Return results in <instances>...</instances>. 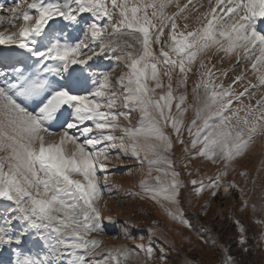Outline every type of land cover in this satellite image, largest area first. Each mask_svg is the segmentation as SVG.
Returning a JSON list of instances; mask_svg holds the SVG:
<instances>
[{"label": "snow or ice", "instance_id": "snow-or-ice-1", "mask_svg": "<svg viewBox=\"0 0 264 264\" xmlns=\"http://www.w3.org/2000/svg\"><path fill=\"white\" fill-rule=\"evenodd\" d=\"M208 2L202 13L194 0L183 5L179 0H30L26 7L16 0L6 10L10 27L20 25L0 31V254H11L9 264H128L133 249H105L89 239L104 234L103 221L112 219L102 216L98 203L104 193L112 195L106 162L114 149L147 166L140 169V192L131 194L154 201L170 220L192 229L181 207L186 185L175 170L174 146L184 145L181 162L197 157L223 162L214 177L188 181L196 196L210 190L215 197L232 162L264 137V0ZM173 4L177 11L169 14ZM190 10L198 26L188 30V23L181 27L178 20L187 21ZM116 50L125 70L113 87L111 72H98L90 62ZM209 53H223L221 60L235 57L236 66L250 63L227 86L216 84L205 63V58L211 62ZM197 62L200 79L189 104L187 92L176 89L186 87ZM249 69L256 82L245 85ZM245 98L255 104H245ZM132 113L139 114L135 126ZM56 121H61L59 133L51 127ZM185 132L195 152L189 151ZM54 136L58 139H50ZM236 187L228 182L225 191ZM239 231L238 244L246 245L244 229ZM29 238L40 244L39 252L24 249ZM124 238L134 239L127 232ZM135 248L150 264L151 235ZM222 251L220 264H244L230 250ZM166 259L161 250L158 264Z\"/></svg>", "mask_w": 264, "mask_h": 264}, {"label": "rangeland", "instance_id": "rangeland-1", "mask_svg": "<svg viewBox=\"0 0 264 264\" xmlns=\"http://www.w3.org/2000/svg\"><path fill=\"white\" fill-rule=\"evenodd\" d=\"M0 2L3 1L0 0ZM29 2L30 0L22 1L25 7ZM179 2L183 5L187 0H179ZM194 3L199 7L201 13L207 11L209 8L208 0H194ZM212 3L214 4L215 0H212ZM14 5L12 3L5 8V11H0V17H5L4 20L0 21V31H15L19 28V23L10 27L7 20L9 14L6 9ZM166 11L169 14L177 11L175 4L166 9ZM186 14L189 16V19L187 21L178 20L179 25L183 27L184 23H188V30L197 27L196 13H192L190 10ZM125 38L128 39L127 37ZM162 39H166V37ZM130 42L135 43L134 41ZM136 47L138 48L139 45H136ZM156 50L158 54L159 49L157 48ZM116 51L118 52L115 55L109 52L107 55L94 57L90 62L95 70L103 72L104 66L113 61L110 77L113 87H116V79L125 70L123 64L117 62L115 59L116 56L120 55V51ZM209 55L212 57L211 62L209 63L205 58V63L208 67L212 68V72L215 74L213 77L215 83L224 84L225 86L230 84L234 76L244 71L248 63H250L246 61L240 66H236L235 57L221 60V57L224 56L223 53L218 55L209 53ZM233 67L234 71L231 70ZM198 69L199 63L197 62L193 67V71L189 73L186 87L176 89L177 94L187 92L188 99L186 103L189 104L194 102L192 88L197 80L200 79L197 72ZM226 69L229 70L228 75H222L221 73ZM108 70L106 69L105 71ZM246 76L245 85L248 80H251L253 83L256 82L255 76L251 73L250 69L247 71ZM177 78V74L174 73V89L176 88ZM89 85L91 88L92 85L90 83ZM234 88H236L237 92L242 90V86H234ZM160 91L159 89L157 90L158 93ZM260 95L261 92H257L256 99ZM200 97L203 100L204 90L202 88L200 90ZM244 103L255 104V99L250 101L245 98ZM233 106L237 105L234 103ZM116 110L122 111L124 109L117 108ZM191 116V110L185 113V123L190 120ZM130 119L132 126H135L136 121L139 119V114L132 113ZM119 122L127 126V121L120 120ZM60 124L61 121L51 124L56 133H59L61 130ZM72 131L75 133V130ZM165 131L170 130L165 129ZM114 134L119 136L121 133L117 129ZM50 139H58V136L50 137ZM184 139L186 144H189V151L195 152L197 149L190 147L191 138L188 137L186 132ZM173 140H175L174 136ZM72 147V145H69L68 150L71 151ZM183 148L184 145L176 144L173 149L172 159L175 162V170L180 172V178L186 185L185 188L181 189V207L184 211V217L192 224V229L185 228L177 222L170 220L165 215L163 209L154 201L147 198L141 199L140 196L131 194L139 192V188L131 190L130 186L134 188L139 186V182L143 177L140 169L142 167L146 169L147 166L138 164L130 154L126 156L117 148L113 150L110 160L106 162L109 165L108 184L112 186V195L110 197L107 193H104L98 203L102 216L111 217L112 219L103 221L104 234L98 235L92 233L89 239L94 238L101 241V247L105 249L127 246L133 249L132 254L129 256L128 264H144V255L143 253H140L138 256L136 255L139 250L135 248V245L148 241L151 235L149 230L145 232L139 230L149 228L153 230L152 234L156 240L161 242L160 249H164V254L167 257L164 264H186V261H191V264H220L224 254L222 249H227V243L225 238L220 234L218 227L225 219L229 218L234 222L233 237L238 242L240 236L239 229L242 227L248 241L243 247H248L254 251L256 264H262L264 262V223H256V221H264V137H257L255 143L248 148L244 155L237 157L232 162L231 167L227 170L228 175L222 177V184L217 190L215 197L210 195V190L196 196L191 191L193 186L188 181L202 177H214L218 171L223 169V162L212 164L210 161L202 160L199 157L194 160L187 159L181 162L182 157L186 155L183 152ZM116 152H121L120 159L115 158ZM184 163H187L189 166L187 170L184 167ZM189 171L192 172L191 177L187 174ZM241 173H245V175H241ZM228 182L235 183L237 187L230 188L228 192H223L222 188L223 186H227ZM150 183H154V181H150ZM244 201H247V206H245ZM253 205L255 206V211H253ZM167 206L174 207L173 205ZM237 221L239 224L236 223ZM115 222H117L121 233L123 231L124 233L127 232L134 239H127L124 236L113 239L112 237H115L113 236L115 233L113 231L110 232V230ZM140 237H144V239L141 240ZM30 242V251L32 253L39 252L40 244ZM7 254V251L0 254V259ZM229 254L234 257L233 254ZM159 255V250L155 251L154 258L150 264H158Z\"/></svg>", "mask_w": 264, "mask_h": 264}, {"label": "trees", "instance_id": "trees-1", "mask_svg": "<svg viewBox=\"0 0 264 264\" xmlns=\"http://www.w3.org/2000/svg\"><path fill=\"white\" fill-rule=\"evenodd\" d=\"M130 187H131V190L139 188V186H137V188H134L133 186H130ZM139 192H140V189H139ZM148 230H149V228H143V229H140L139 231L145 232ZM218 230H219L220 234L225 238V241L227 243V249L230 250L229 253L233 254L234 257L238 258L239 260H242L244 262V264H256L254 251H252L249 248V251L247 253H242L241 249L243 246L239 245L238 242L236 241V239L233 237L232 234L234 231V222L232 219H229V218L225 219L219 225ZM112 231L115 233V234H113V236H115V237L124 236V234H125L124 231L122 233L120 232V229H118L117 222H115L113 224L110 232H112ZM108 237H110V236H108ZM147 242H145V244ZM151 243H152V247L155 249V251L159 250V252H161V250H163V252H164V249H160L161 242L156 240L155 236L152 233H151ZM262 264H264V262Z\"/></svg>", "mask_w": 264, "mask_h": 264}, {"label": "bare ground", "instance_id": "bare-ground-1", "mask_svg": "<svg viewBox=\"0 0 264 264\" xmlns=\"http://www.w3.org/2000/svg\"><path fill=\"white\" fill-rule=\"evenodd\" d=\"M260 27H261V25L258 24V28H260ZM124 39H126V38H124ZM226 187H227V186H223V188H222V191H223V192H228V191L230 190V188H228V190L225 191V188H226Z\"/></svg>", "mask_w": 264, "mask_h": 264}]
</instances>
